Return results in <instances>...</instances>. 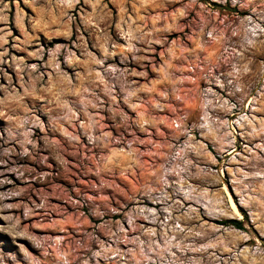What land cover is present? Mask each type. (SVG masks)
<instances>
[{"label": "rangeland", "instance_id": "rangeland-1", "mask_svg": "<svg viewBox=\"0 0 264 264\" xmlns=\"http://www.w3.org/2000/svg\"><path fill=\"white\" fill-rule=\"evenodd\" d=\"M0 264H264V0H0Z\"/></svg>", "mask_w": 264, "mask_h": 264}, {"label": "trees", "instance_id": "trees-1", "mask_svg": "<svg viewBox=\"0 0 264 264\" xmlns=\"http://www.w3.org/2000/svg\"><path fill=\"white\" fill-rule=\"evenodd\" d=\"M218 223L226 226L232 225L237 229L245 230V221L242 219L229 218V219L220 220L218 221Z\"/></svg>", "mask_w": 264, "mask_h": 264}]
</instances>
